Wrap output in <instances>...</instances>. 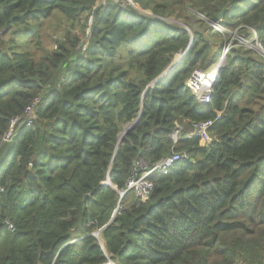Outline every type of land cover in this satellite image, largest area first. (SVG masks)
Instances as JSON below:
<instances>
[{"label":"trees","instance_id":"trees-1","mask_svg":"<svg viewBox=\"0 0 264 264\" xmlns=\"http://www.w3.org/2000/svg\"><path fill=\"white\" fill-rule=\"evenodd\" d=\"M98 1L0 0V264H264V54L243 43L264 51V0H106L93 17ZM226 46L202 106L186 82ZM209 121L210 144L173 141ZM175 152L190 159L146 201L121 198Z\"/></svg>","mask_w":264,"mask_h":264},{"label":"built area","instance_id":"built-area-1","mask_svg":"<svg viewBox=\"0 0 264 264\" xmlns=\"http://www.w3.org/2000/svg\"><path fill=\"white\" fill-rule=\"evenodd\" d=\"M215 29L221 31L219 24L213 26ZM243 43H248L247 41H243ZM258 49H261L262 54H264V51L259 43L255 42ZM252 47V48H251ZM249 48L253 49L254 47L251 45ZM254 50V49H253ZM229 51V46H226L223 50L224 55H226ZM223 55V56H224ZM221 55L219 58L218 63L214 67L212 71H206V70H196L194 71L189 79L186 82L187 88L192 92L196 100L201 104L202 106H208L212 103L213 95H214V87L217 83L218 75L217 73L218 66L221 62H225V58ZM212 76L215 78L212 79ZM32 110L31 108H28L26 111V115L31 116ZM17 120L12 121V125H15ZM29 124V123H28ZM213 126V121L204 122V123H195L193 124L192 128L190 129V132L186 135V139H194L198 138L200 139L204 144L208 145L213 141V138L210 135V128ZM9 131L7 135V139L11 141L12 139V133ZM181 127H177L172 135V139L175 143H177L181 138ZM190 156L186 152H175L171 156L165 158L161 162L153 165L152 167H148L147 165H144L142 162L137 164L139 167L144 169V172L140 175L137 174V172H133L128 179L126 183V188L122 192V194H127L129 192H132L136 197L141 199L142 201H146L150 195L152 194L154 190V184L152 181H150V176L157 173L162 175H167L170 170L175 166L176 163L180 161H186L189 160ZM108 182L105 183V185L108 186ZM118 212V211H117ZM9 230H13L12 225H8Z\"/></svg>","mask_w":264,"mask_h":264},{"label":"water","instance_id":"water-1","mask_svg":"<svg viewBox=\"0 0 264 264\" xmlns=\"http://www.w3.org/2000/svg\"><path fill=\"white\" fill-rule=\"evenodd\" d=\"M102 6V4L101 5H98L97 7H96V9H95V11H94V13H93V17H96V15H97V12H98V10H99V8ZM138 7V6H137ZM137 9V8H136ZM226 11H227V9H224L216 18H215V20L213 21V24H212V26H215V25H217V24H219L220 22H221V20H222V18H223V16H224V14L226 13ZM91 24V23H90ZM188 30V29H187ZM234 37H236L235 35L232 37V38H234ZM192 40H193V37H192V35L190 36V45L188 46V48L187 49H185V50H183L181 53H180V55H181V57H180V60H179V62L175 65V66H172V62H173V60H172V62L167 66V68L165 69V71L156 79V80H154L149 86H148V88H147V91L149 90V88L150 87H152V86H154L155 84H157L160 80H162V79H164L167 75H169L172 71H174V69L180 64V62L182 61V59L186 56V54H187V52L191 49V47H192ZM252 48V47H251ZM224 54H222V56H223ZM224 58H225V62H224V66L226 65V61H227V58H226V55H224L223 56ZM224 66H223V68H224ZM223 68L221 69V71H219L218 73H219V75H218V79H217V82H218V80H219V78H220V74H221V72H222V70H223ZM140 119H141V115L132 123V124H130L128 127H126V129H125V131L121 134V136H120V140H119V144L118 145H120L121 143H122V141H123V139H124V137L126 136V135H128V133L138 124V122L140 121ZM11 141H9V140H6L5 142H4V144L2 145V147L0 148V162H1V160L7 155V153H8V151H9V149H10V147H11ZM109 185V184H108ZM124 196V194H121V198ZM116 213H117V211H115V213H114V215H113V218L116 216ZM97 237H98V235H99V232L98 233H96L95 234ZM108 264H114V263H112V262H109Z\"/></svg>","mask_w":264,"mask_h":264},{"label":"rangeland","instance_id":"rangeland-1","mask_svg":"<svg viewBox=\"0 0 264 264\" xmlns=\"http://www.w3.org/2000/svg\"><path fill=\"white\" fill-rule=\"evenodd\" d=\"M105 1H106V0H99V1H98V4H99V5H100V4L104 5V4H105ZM115 1H116V2H118V1L123 2V5H124V6H126V3H127V2L131 3L129 0H128V1L115 0ZM132 6L135 7V8H137L138 10H140L136 5H132ZM230 36H231V38L233 37V35H230ZM232 39H233V41H234V40H237L236 37H234V38H232ZM252 41H253V40L249 41L248 43H244V45H247V47H249V46L252 45V46L254 47L253 49H254L255 51H258L259 53H262L261 49H258V48H257L256 43L253 44ZM85 47H86V44L84 45L83 48H85ZM218 51H219V49H218L217 47H215V48H214V52L217 53ZM216 61H217V62H216V63H213L211 66H209L208 69H207L206 71H208V72H209V71H212V70L214 69V67L216 66V64L218 63L219 59H217ZM183 128L186 130V127H185V126H183ZM11 130H12V129H11ZM13 130H14V129H13ZM11 133H12V136H13V131H11ZM183 136H185L184 133L181 134V137H183ZM98 237H99V235H98Z\"/></svg>","mask_w":264,"mask_h":264},{"label":"bare ground","instance_id":"bare-ground-1","mask_svg":"<svg viewBox=\"0 0 264 264\" xmlns=\"http://www.w3.org/2000/svg\"><path fill=\"white\" fill-rule=\"evenodd\" d=\"M180 57H181V55H180ZM180 57H179V59H178L177 61H175V63L172 64V66H175V65L179 62ZM223 66H224V60H223V62H221V63L219 64V66H218V70H217V73H218L219 71H221V69L223 68ZM214 78H215V77L212 76V79H214Z\"/></svg>","mask_w":264,"mask_h":264},{"label":"crops","instance_id":"crops-1","mask_svg":"<svg viewBox=\"0 0 264 264\" xmlns=\"http://www.w3.org/2000/svg\"><path fill=\"white\" fill-rule=\"evenodd\" d=\"M181 131H182V127H181ZM189 132H190V130H184V129H183V133L185 134V136H183V138H185L186 135H187Z\"/></svg>","mask_w":264,"mask_h":264}]
</instances>
